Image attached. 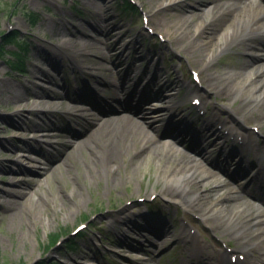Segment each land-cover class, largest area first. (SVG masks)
Returning a JSON list of instances; mask_svg holds the SVG:
<instances>
[{
    "label": "rangeland",
    "instance_id": "1",
    "mask_svg": "<svg viewBox=\"0 0 264 264\" xmlns=\"http://www.w3.org/2000/svg\"><path fill=\"white\" fill-rule=\"evenodd\" d=\"M138 1L151 16L150 25L155 36L148 35L138 14L119 16L115 11L117 0H98L95 5L88 4V0H0V36L9 31L11 24L22 31L20 38L31 44L27 57L29 77L8 73L7 59L10 56L0 57V188L4 191L0 194V264H51L56 261L59 264H177L182 259L191 260L190 252L186 250L188 244L181 239L185 219L207 238V241L202 240V245L209 246L213 242V234L219 233L228 239L229 244L243 245V241L235 238L233 229L226 231L221 223L227 218L225 213L207 210L216 201L210 186L204 187L203 183H199L190 190L188 202L203 199V208L199 206L198 209L200 214L193 208L187 211L182 205L181 208L171 203L179 197L166 196V192L177 190L174 187L178 186V182L172 181L170 173L181 164L196 166L206 175L208 182L218 183L220 173L214 164L218 141H212V145L205 148L210 153L209 157L190 154L186 151L187 147L196 150L201 146L191 140V135L173 127L172 132L182 141V146H175L178 151L173 150L170 145H164L160 138L163 127L158 129L151 119L129 113L155 139L158 149L153 150L152 154L143 153V145L124 140L116 145L117 159L111 163L104 158L107 150L97 155L86 146L76 156L68 157L71 161L69 164L63 163L67 147L71 142H80L94 132L98 123L95 124L90 118L100 116L95 110L90 115H71L72 98L76 101L91 98L92 104L113 115L122 113L119 108H114L118 106L113 101L115 90H119V102L135 105L132 97L135 95L136 98L144 90V96L154 97V102L162 106V90L165 87L174 88L184 97V101L190 89H193L200 93L205 102L208 122L216 126L220 115L232 122L234 120L228 115L233 112L232 107L243 113L260 96L255 94L254 101V97H243L245 93L240 92L239 84H234L233 79L224 86L220 83L219 87L215 82L216 85L209 87L204 80L208 74L205 76L203 73L204 81L199 88L189 81L190 78L185 75L180 78L175 71L180 65L184 74L188 73L190 67L201 71L208 56L219 50L216 39L231 22L233 15L215 20L211 12L216 5L215 0H185V3L164 10L160 9L163 0ZM76 9H81L84 15L78 16ZM97 10L100 11L98 15ZM32 13L39 17L36 26L32 25L30 19ZM200 18L208 22L202 38L206 41V47L192 50L196 38L192 42H184L183 47L179 46L178 38L185 33L180 28L186 22L194 27ZM97 23L109 30H98ZM157 34L164 35L167 42L160 43ZM76 40L87 47L83 49L78 46ZM249 45L264 47V39L252 40ZM241 47L246 46L242 44ZM123 48L126 50L123 51ZM242 48L237 47L217 60L210 74L213 78L234 74V80L240 81V85L245 84L248 95H251L250 91L255 85L254 74L263 68L264 60L251 59L250 64L246 65L248 57ZM8 49L17 48L12 46ZM65 50L70 58H63L62 52ZM75 50L83 54L75 55ZM100 64L105 67L100 69ZM128 65L141 67L148 77L153 73L151 85L142 89L141 82L132 81L137 71L132 67L127 72ZM124 74L127 80L122 78ZM251 76L254 82L249 80ZM183 81L190 83L183 84ZM68 82L72 83L71 87L67 86ZM95 82L100 83L99 90L93 87ZM20 83L23 88L18 87ZM260 84L264 85V82ZM26 85L30 89L19 100L18 94L23 93ZM122 85L125 87L120 88ZM38 92H44L46 96L40 97ZM215 92L219 93L218 96ZM231 92L234 94L231 95ZM242 97L247 100L244 104ZM53 98L54 101L49 100ZM47 106L51 113L43 112ZM250 109L254 110V114L249 115V127L259 124V109ZM182 110L172 112V124L180 122L181 116H184ZM185 110L189 114L190 110ZM167 114L165 110L161 123L167 120ZM201 128L203 123L190 127V130L197 131L199 138L215 139L210 137L209 131L199 133ZM99 138L107 144L106 138ZM45 142L49 145L46 146ZM258 143V147L264 146V138L259 139ZM41 146L46 149L42 150ZM168 150L174 155L172 159L166 155ZM217 154L220 155L219 151ZM244 156L246 162L253 163V152L248 156L244 151ZM240 158L233 156V164ZM259 164L264 165V159ZM235 177L232 187H220L232 190L237 206L242 205L249 210L238 196L249 191V188L238 192L239 185L243 186V183L236 182L237 175ZM74 188H78V191L73 195ZM12 191H19L20 196H13ZM154 194L160 197L152 207L157 204L159 211H149L150 214L144 217L142 213L149 209L148 203ZM140 199L147 202L138 203ZM16 201L20 205L13 213L8 211ZM192 203L186 204L191 206ZM231 204L235 205V202ZM231 204L228 203V208ZM90 218L95 220L89 223L90 229L80 239L79 251L70 253L66 236L82 223L88 224ZM109 222L113 225L108 228ZM247 236H251V233ZM57 238L63 239L64 243L52 249L53 240ZM203 249V253L208 251Z\"/></svg>",
    "mask_w": 264,
    "mask_h": 264
},
{
    "label": "bare ground",
    "instance_id": "2",
    "mask_svg": "<svg viewBox=\"0 0 264 264\" xmlns=\"http://www.w3.org/2000/svg\"><path fill=\"white\" fill-rule=\"evenodd\" d=\"M88 3L95 5L97 4L96 0H88ZM181 3H185V0H163V3L160 6V9L163 10L167 7H172L175 5H179ZM214 3L216 4L213 7V10L211 9L212 16L215 18V20H221L225 19L230 15H233V18L231 22L226 25V27L222 30V32L218 35L216 39V44L218 45L220 49V53H223L229 49H234L236 47L246 46L245 48H242L245 50V55L248 57L246 61V65H249L251 62V59L254 61H263L264 60V47L263 46H253L249 45L252 43V40H256L258 38L264 37V0H215ZM100 13L99 10H97V15ZM98 30L106 29L109 30L107 27H103L99 23H97ZM208 22L202 18H200V21L196 23L194 27L190 26V23L186 22L184 23L183 27L180 28L181 31L185 32L183 35H181L178 38V44L179 46L183 47L184 42H192L194 38H196L194 43V46L191 48L192 50L200 49L201 47H206V41L202 40L203 33L207 30ZM225 42H223V40ZM248 42V43H247ZM75 44L85 49L87 47L86 44H81L79 41L76 40ZM248 44V45H247ZM70 47V46H69ZM206 49V48H205ZM123 51L125 48L122 49ZM207 49L205 50V53H207ZM75 55H78L80 51H74ZM83 53H80V55ZM209 63L207 64L206 71H208V75L205 77V82L209 84V87H212L213 85H216L218 82V85L222 84L223 86L230 81V79H233V83L240 86V92H244L245 96L249 98H253V101L255 99V94H259V99L264 98V85H261L260 82H264V66L263 68L259 69V73L255 75V84L253 86V89L250 91L251 95H248L249 90L247 91L246 85L241 84L240 81L234 80V74H230L229 76L221 75L217 78H213L210 74V68L212 67V63L215 61L216 56L211 54L208 56ZM261 66V64H260ZM100 69L104 68L105 66L100 64ZM251 75V74H250ZM253 76L249 78L250 81H252ZM262 79L263 81H261ZM218 80V81H217ZM248 80V81H249ZM221 83V84H220ZM251 83V84H252ZM95 85V86H94ZM93 87L97 90H99V82H95ZM126 85V81H125ZM124 87V86H123ZM217 88L214 87V90L216 91ZM220 89V88H219ZM222 89V87H221ZM220 91V90H219ZM218 91V92H219ZM239 91V90H238ZM218 92H215L214 94H217ZM254 92V93H253ZM40 97L46 96V93L44 92H38ZM170 93V92H168ZM232 93V92H231ZM247 94V95H246ZM253 95V96H252ZM132 101L140 102L142 99L135 98V95L132 97ZM249 98V99H251ZM120 100V94L119 90L114 91L113 101L117 103V107L119 110H122V113H117L113 115H108L107 110L100 108V116L94 117L92 121H95L98 123L97 128L94 132H90L87 136H85L80 142L72 143L70 146L67 147V153L65 152V157L63 159V163L69 164L71 161L68 157L73 156V154L76 156V153L83 151V146H86L88 150L94 151V154L101 155L103 154V150H107V156H104L106 161H109L108 163H111V161H114L117 159V148L116 145L120 144L119 141H126L127 143L130 142H136L138 144L143 145L142 152L143 153H150L152 154V151L155 149H158L156 144L154 143L155 139L150 135L148 131H146L142 126L138 125L136 120L128 113L124 111L134 112L135 107H131L129 104L124 102H119ZM247 100H245L246 102ZM146 103V102H144ZM249 105L248 107H250ZM96 109H98L99 106H94ZM247 107V108H248ZM259 109V110H258ZM258 113H259V119L258 123L264 125V101L263 104H260L258 107ZM113 110V109H111ZM144 110L143 115L147 118L154 119L155 123L158 124L160 120V116L163 114L164 110L155 104H145L142 108ZM239 110L238 108L236 109ZM90 110L83 109L79 105H74L72 108H70V114L74 115L75 113H85ZM244 112V111H243ZM245 121V117L242 119ZM99 136L101 138L107 139V144L105 145L100 140ZM170 137V136H169ZM252 138L255 139V136L252 135ZM177 142H180V140H176ZM205 144L208 145L211 143L210 140L205 139ZM46 146L49 144L47 142L44 143ZM167 143L165 142L164 145ZM155 146V147H154ZM173 146V145H170ZM154 148V149H153ZM173 150L174 148L171 147ZM41 149H46L45 147L41 146ZM70 149V150H69ZM169 151V150H168ZM167 151V152H168ZM64 152V151H63ZM166 152L167 157L170 159L173 158V154L171 151L168 153ZM225 151L223 150L221 154H223ZM204 156L208 155V151H204ZM71 158V157H70ZM35 161V160H34ZM167 173V171H165ZM170 177L172 181L178 182L179 190L176 191H168L166 192L167 197L177 196L181 193V191H184V194L187 195L191 190V188L194 185H197L199 183H203L205 186H210L212 189L210 192L216 196V201L211 206H208L207 210H212L213 213H225V216H227L226 219L222 220V224L225 227V230H232L235 231V235L238 238L244 237L246 241L244 242V250L248 254H257L256 260H254V263L251 264H261L264 263V219L263 221L259 220L255 216L250 215V212L242 205L237 206L236 199L232 192L229 193L230 190H225L219 188V184L216 183H210L208 182L206 175L202 173L196 166H189V165H183L181 164L178 166L173 172L170 173ZM83 180H85V177L83 176ZM173 182V183H175ZM174 187V186H173ZM203 187V189H205ZM78 191V188H74L72 191L73 195ZM206 191V190H205ZM4 192L0 188V194ZM207 192V191H206ZM226 193V194H225ZM12 195L15 197L20 196L19 191H12ZM170 195V196H169ZM172 195V196H171ZM200 195V192L198 193V196ZM197 196V197H198ZM168 199V198H167ZM29 202V201H28ZM232 202H235L234 204H231ZM198 207L203 208L204 202L203 199L201 201L196 202ZM228 203L231 204V207ZM20 205V202L16 201V203L12 204L11 207L8 209L10 212H14V209ZM196 205V204H194ZM237 206V207H236ZM212 207V208H211ZM255 227L253 230V233H251V236H247V234L250 235L249 229L252 227ZM252 232V231H251ZM226 233V232H225ZM257 236V238L252 237ZM252 237V238H251ZM254 238V241H253ZM261 242L263 243L261 246ZM195 251V249L193 248ZM229 254L223 253V257H225L224 261L220 262L219 264H228L229 261L228 256Z\"/></svg>",
    "mask_w": 264,
    "mask_h": 264
},
{
    "label": "trees",
    "instance_id": "3",
    "mask_svg": "<svg viewBox=\"0 0 264 264\" xmlns=\"http://www.w3.org/2000/svg\"><path fill=\"white\" fill-rule=\"evenodd\" d=\"M119 9L123 13H130L134 14L136 9L133 7L128 0H123V4L119 5ZM33 22H35L34 19H32ZM18 41V35L17 34H10L3 36V39L0 43V56L4 55L6 52V47L10 44L16 43ZM18 51H12V55L15 59V62L12 61V66L15 71L21 72L24 71V64H25V58L27 54L29 53V48L26 42H17ZM56 237L61 238L60 235H57ZM59 238L54 239V242H57ZM76 240L72 239L69 243V248L74 249V246L76 245ZM46 264V263H43ZM51 264H57V263H51Z\"/></svg>",
    "mask_w": 264,
    "mask_h": 264
}]
</instances>
